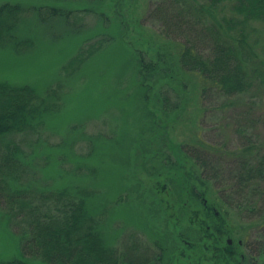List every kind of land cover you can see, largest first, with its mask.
<instances>
[{
  "label": "trees",
  "instance_id": "1",
  "mask_svg": "<svg viewBox=\"0 0 264 264\" xmlns=\"http://www.w3.org/2000/svg\"><path fill=\"white\" fill-rule=\"evenodd\" d=\"M55 1L54 3H74L77 0ZM86 1L96 2V7L104 2ZM28 11H32L41 23L63 18L64 28L60 32L62 36L84 35L83 40L85 39L86 34L82 30L87 26L86 11L67 9L60 4L47 2L28 5L18 0L1 1L0 48H11L16 53L36 48L39 36L34 31L27 36H23L22 32L18 34ZM150 14L162 23L161 35L181 46L176 62L178 72L184 73L181 75L185 78L192 77L194 84L196 76L202 79L199 98L206 100L209 90L214 89L224 98V108L241 102L247 96L252 97L256 93L254 90H259V95L264 93V0H159ZM141 21V25H146L143 19ZM124 28L122 24L119 39L106 33L97 38L96 42L87 43L86 48L81 46L76 56L61 68V74L69 77L95 53L96 56L104 55L100 53L107 44L110 47L117 44L120 36L121 41L124 40ZM114 39L117 41L113 42ZM135 51L140 55L141 67L132 80V86L135 89L172 88V80L177 81L179 76L174 74V64L172 66L168 62L173 59L170 50L165 49L158 53L159 57L148 61L144 60L138 49ZM6 77L8 79L0 80V248L9 243L11 249L8 257H3L0 253V264H33V258L41 264H152L154 260L161 259L164 247L158 241L156 243L159 244L160 251L153 255L143 256L141 249L138 250L139 245L135 243L131 245L127 255L119 252V248L114 245V232L107 230V225L103 222L107 208L99 210L97 205H88V198L94 194V190L72 184H63L62 187L56 184L55 187L54 180L63 181L68 177V171L65 168L63 173L64 169L54 168L56 171L53 174L50 170H53L52 165L59 160L57 153L60 148L66 141L68 144L71 142V135L68 138L64 136L66 139L62 137V141L57 143L41 140V137L36 140L31 135L40 134L42 127L58 134L75 130L72 125L68 128L72 121L66 120V124L62 125L59 120L60 114L70 106L68 97L64 96L63 85L59 83L62 78L57 79L59 81L55 87L48 88L41 94L36 86L28 82L13 83L9 79L15 77L4 75L3 78ZM184 87L186 91L188 88L186 89V85ZM161 93L159 100L162 101L164 120L167 122H160L161 126L156 132L165 136L168 128L183 121L187 102L186 99H181L171 105L170 95L165 90H161ZM148 98L149 95L144 93L142 98L137 99L138 109L148 104ZM64 100L67 105H64ZM61 109L58 115H54L55 118L45 121L46 115ZM201 109L203 112L204 109ZM139 112L141 113L140 110ZM237 123L238 146L233 151H228L221 143L205 140L197 132L191 136L190 141L176 146L179 149L176 152L177 161L168 153L166 159L159 160L171 175L167 178L168 184L174 186L175 195L171 198L173 202L168 199V194L165 195V191H168L166 183L163 186L159 183L151 184L154 178L147 183L150 185L147 191L150 190L155 195L151 201L154 212L165 217L166 226L172 220L171 216L167 217L169 212L172 213L170 208L175 211L172 213L174 218L184 224L185 233L180 238L188 243L180 248L181 259L192 260L193 251L195 258L198 257L197 264H202V261L208 264H264V143H258L249 134L247 123L242 120ZM116 138L121 139V136L96 137L92 143V151L79 163V166H83L96 162V167H92L96 169V194L102 199L99 203L104 205L106 187L101 173L104 166L103 154L104 151L108 154L115 146ZM141 141L142 139H138L135 143L140 144ZM141 148V160L142 156H149L150 167H160L155 163L159 156L154 157L148 148ZM133 157H137L135 153ZM128 163L124 161L118 166L123 179L118 181L117 190L124 189V194H119L122 196H119V200L126 204L128 196L125 189L134 184L140 185L141 181L143 184V179L139 176H136L135 182L137 171L133 167L129 169ZM225 165L228 166L226 169ZM128 169L134 173L132 184ZM109 191L111 190H107L108 194ZM55 194L60 201L53 211H44L42 208H48L50 199ZM212 194L218 200L211 198ZM129 203L140 210L141 218H146L145 212L149 211L147 204L145 210H142L137 203L128 201ZM117 215L114 212V216ZM18 217H22L27 223L20 236L12 233L9 226L11 219ZM246 218L245 221H249L246 228L251 229L254 225V228L262 232L261 236L255 241H235V227L240 231L245 228L239 222ZM215 225L217 231L213 233ZM226 236L234 239H229L231 241L228 240L221 247L219 244L224 243ZM242 249L246 251L242 252Z\"/></svg>",
  "mask_w": 264,
  "mask_h": 264
},
{
  "label": "rangeland",
  "instance_id": "2",
  "mask_svg": "<svg viewBox=\"0 0 264 264\" xmlns=\"http://www.w3.org/2000/svg\"><path fill=\"white\" fill-rule=\"evenodd\" d=\"M18 1L28 5L35 3L39 5L46 2L60 4L67 9H76L87 13L85 20L87 26L82 30L86 34L84 40V35L63 34L62 36L60 34L64 28L63 18L41 23L32 11H28L25 15L26 20L19 27L20 32L18 31V34L22 32L23 36H27L34 31L39 36L36 48L22 53H16L11 48H0V80L8 79L7 77L3 78L4 75H10L15 77L9 79L11 82H28L36 86L42 94L44 90L55 87L59 81L57 79L62 78L59 83L61 82V85H63L64 96L68 97L70 103L68 104L64 100V105L68 104L70 106L66 109L62 108L65 110L64 113L60 114L59 120L62 125L66 124V120L72 121L68 124V128L72 125L75 130L71 132L70 129L66 133L64 131L63 134H58L47 127H42L40 134L31 135L36 140L41 137V140H52V143L62 141V137L65 138L64 136H66L68 138L71 135V142L68 144L66 141L60 148V152L57 153L59 160L52 165L53 170H50L53 174L56 171L54 168H57V170L64 169L63 173H65V168L68 171V177L63 181H61L62 179L54 180L55 187H57L56 184L59 187L72 184V186L81 185L88 190L95 191L88 198V205L93 207L97 205L96 207L99 210H102L103 207L107 208L106 218L103 222L106 223L107 230L110 229L111 233L114 232V237L116 236L114 245L119 248L120 253L127 255L131 245L135 243L139 245L138 250L141 249L140 252L143 253V256L153 255L154 252L160 251L159 244L156 243L158 241L162 243L164 251L161 259L154 260L152 264H197L198 257L195 258V252L193 251L192 260L180 258L181 246L188 243L187 240L180 238V235L183 232L185 233L184 224L174 218L172 213L175 211L170 208L172 213L169 212L167 217L171 216L172 220L169 226H166L165 217L158 212H154L151 201L155 195L150 190L147 191L150 188L147 183L151 178H154L151 184L159 183L163 186L166 183L168 193L165 191V195L168 194V199L173 202L174 186L168 184V178L171 175L161 166L159 160L161 158L166 159L168 153L173 156L174 161H177L176 152H179V149L176 146L190 141L194 133L200 132V136L205 140L217 144L221 143L228 148V151H233L238 146L237 122L242 120L247 123L249 134L258 143H264V93L259 95V90H254L256 93L252 97L247 96L242 99L243 95H241V102L224 108H222L224 98L214 89L209 90L206 100L199 98V88L203 85L202 79L196 76V83L194 84L192 77L185 78L181 75L184 73L178 72L176 62H178L181 46L178 42L166 40L161 35L162 23L150 16L156 1L159 0H104V2H101L100 7H96V2L86 0H77L74 3H54L55 0ZM142 19L146 25L139 23ZM122 24L125 26L123 30L126 32L123 41H121L120 36V42L117 44L112 47L108 44L105 45L104 51L100 53L104 55L96 56L95 53L90 58L88 57L89 59L87 58L88 60L83 63L78 71L74 72L73 75H68L70 78L61 74V68H64L68 61L76 56L81 46L86 48L87 43L96 42L97 38L106 33L119 39ZM106 31H109V33ZM117 39H114L113 42ZM165 44H168V46L164 47ZM135 49L140 51L145 61L159 57L158 53L165 51V49L170 50L172 53H170L172 56L170 57L173 59H169L168 62L172 66L174 64V74L176 73L179 76L177 81L172 80V88L135 89L132 86V80L141 67L139 63L140 55L136 53ZM184 81L186 82L184 83ZM184 85H186V89L188 88L186 91ZM123 87L125 89H122ZM161 90H165L170 95L171 105L181 99H186L187 102L183 112V121L176 126L173 125L170 129L168 128V133L164 134L165 136L156 132L161 126L160 122H167L164 120L165 112H163L162 101L159 100ZM144 93L149 95L148 104L143 105V109H138L137 99L142 98ZM135 94L137 95L135 96ZM201 108L204 109L203 112ZM62 109L58 112H51L48 116L46 115L45 121L48 118H55L54 115H58ZM68 128H66V131ZM111 135H120L121 139L116 138L115 146L108 151V154L107 151H104L103 154L104 166L101 173L104 175V185L106 188L108 187V189L105 188L106 192L103 195L104 205L99 203L102 199L100 195L96 194V177H94L96 169L92 168L96 167V162H89L83 166H79V163L82 162L83 158H87V155L92 151V143L96 137L109 138ZM138 139H142L140 144L135 143ZM142 146L148 148L154 157L159 156L156 158L155 163L160 167L154 169L150 167L149 156L145 158L142 156L141 160L140 151L142 152ZM133 153L137 157L139 156L140 159L137 157L134 159ZM124 161L129 162V169L133 167V170L137 171L135 182H137L136 176L143 179V184L141 181L140 185H131L129 187L131 190L129 188L125 189L126 196H128L127 204L128 201H133L142 210H145L147 204L149 211L145 212L146 218L145 216L141 218L142 213L137 207L130 203L127 206L126 203H123V200H121L122 202L119 200L122 197L121 195L124 194V191H122L124 189L117 190L119 187L118 181L123 179L120 175L121 169L118 166ZM224 167L226 169L228 166L225 165ZM129 169L128 176L130 184H132L134 173L129 172ZM145 186H147L146 189ZM107 190H111L109 191L110 194ZM58 198V195H56L50 199L48 208L42 209L48 212L53 211L60 201ZM211 198L218 200L213 194ZM123 206L125 207L123 208ZM221 208H223V205ZM225 211L226 209H224ZM114 212L118 215L114 216ZM226 214L231 221L228 213ZM245 220L247 218L240 219L239 222L245 228L240 231L235 227V239L226 236L224 243L219 244L221 247L226 245L229 239L232 241L233 239L235 241L243 239L242 241L245 242L246 239L255 241L261 236L262 232L258 228H254V225L251 229L250 227L246 228L249 221ZM243 221L246 222L245 225ZM26 225V221L22 217H18L16 219L12 218L9 226L12 233L20 236L26 229ZM216 231L217 225L214 226L213 233ZM239 231L242 235L238 233ZM7 244L8 246L0 248L3 257L9 256L11 247L9 243ZM147 250L150 252H145ZM245 251V249H242V252ZM31 261L33 264H41L39 260L34 258ZM202 264L208 263L202 261Z\"/></svg>",
  "mask_w": 264,
  "mask_h": 264
},
{
  "label": "flooded vegetation",
  "instance_id": "3",
  "mask_svg": "<svg viewBox=\"0 0 264 264\" xmlns=\"http://www.w3.org/2000/svg\"><path fill=\"white\" fill-rule=\"evenodd\" d=\"M244 256V254L242 253V257Z\"/></svg>",
  "mask_w": 264,
  "mask_h": 264
}]
</instances>
